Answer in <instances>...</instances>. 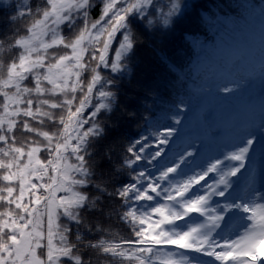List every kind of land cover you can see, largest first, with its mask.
Masks as SVG:
<instances>
[{"label": "snow or ice", "instance_id": "1", "mask_svg": "<svg viewBox=\"0 0 264 264\" xmlns=\"http://www.w3.org/2000/svg\"><path fill=\"white\" fill-rule=\"evenodd\" d=\"M12 3L13 0H3V5L0 6V16L9 21L23 20L25 17L32 16L29 0H24L26 10L21 11L20 8H16L15 14L9 15L8 6ZM151 3L152 0H127V3L120 7V0H107L102 5V15L89 23L90 16L87 13V7L90 6V0H60V2L47 0L44 9H36L40 19H36L24 27L25 35L15 39L14 46L21 52L17 57L18 64L15 62L11 64L10 75L14 76L21 84L30 79L34 80V90L21 89L25 97L60 95L65 90V86L61 85L60 81L67 79L73 72L77 80L85 74L91 73V75L87 87L88 96L81 100L79 109L73 115V123L70 125L77 132L72 141L74 144L72 152L75 153L76 163H69L68 149L70 145L67 138L62 144H56L54 150L56 160L60 161V164L53 169L57 175L49 177L52 181L50 185L37 186L33 183L32 177H35V180H42L45 176H49L48 165L55 162L49 161L48 164H44L43 161L38 160L37 154L50 153L53 149L35 146L25 152L24 148L28 144L35 145L36 141H29L24 147H16V131L17 125L21 124L20 117L23 116L26 117V120L20 128L21 132H32L46 143L55 141L56 135L34 130L27 121H34L42 125L45 120L51 119L52 123L59 122L63 127V121H57L54 118V111L60 105L50 103L43 98L39 100L16 98L12 100L10 106L6 105L3 109L8 119L0 120V157H3L0 159V184L3 185L0 187V202H2L0 207L6 206L7 210L0 212V264H65V262L66 264H86V253L78 251V246L71 240L72 225L84 223L81 216L83 212L103 214L105 209H112L109 215L117 214L120 221L127 225L130 229V238H119L110 230L97 224L92 226L95 232L97 234L105 233L106 238L87 240L86 247L93 249L101 256L117 257L120 264H125V260H127V264H157L154 257L158 255L176 257L178 264H193L187 255L179 253L178 250L204 253L214 257L220 264H261V261H264V204L242 206L244 211L250 213L251 224L235 239L218 241L212 237V233L224 220V213L218 212L215 208H208V200L212 195L224 196L229 185V177L235 175L239 171V167L230 168L219 174L218 180L209 186L208 192L204 195L189 200L182 199L194 184L205 179L208 172L215 171L220 163V161H215L203 175L194 176L182 183L172 184L170 188L165 189L167 195L163 197L164 203L152 207L150 211L138 212L133 207H126L129 201L132 199L137 201L152 200L153 196L149 194L150 192L161 195L160 184L157 180L163 181L169 173H174L184 157L181 156L176 165L162 171L157 178L147 177L144 172H139L135 174L136 183L117 187L114 182L120 175L126 173L136 161L142 159L141 153L144 152V148L137 151L135 145L126 144L123 137L116 134L111 142L113 147L117 144L125 145L124 151L121 153V160L113 163V157L111 153H108L100 167L104 168L106 167L105 162H110L111 167L108 168L112 173V178L104 183L97 182L95 179L96 173L89 164V157L92 156V153L88 151V145L92 138L106 134L107 114H102V110H111L116 92L108 85L117 83L110 75L106 78L103 70L110 69L113 73L127 71L128 76L131 77L132 71L127 58L139 43V34L127 17L129 13L134 12H139L144 17L143 10ZM181 7L180 0H169V7L166 11H162L158 17L150 14L145 18L144 22L147 28L151 30L154 20L157 19L164 28L169 27L172 18L179 14ZM78 9L83 10L81 12L84 17L83 27L74 40L65 42V38L60 35L59 30L61 25L72 19L70 13ZM113 9L116 10L113 11ZM110 13L108 22L101 24V21L105 17H109ZM38 28L41 30L40 37L50 35L51 43H45L41 39L39 47L34 46L33 39ZM117 35L120 36V40L114 54L109 59L110 48L115 43ZM86 43L91 46V50L85 47ZM97 43H102L98 54L95 47ZM60 45L71 49L72 55L60 57L55 64H49L46 57L48 49ZM85 52H88L89 56L87 61L84 57ZM51 59L56 60L55 57ZM161 59L164 58L161 57ZM68 61H73L74 65L69 67ZM92 61H96L94 66ZM43 73L47 74L42 75ZM102 79L106 80V86L96 91L95 95L107 99H102L94 105L91 111L86 112L89 105L93 104L94 89ZM45 82L50 87H43ZM69 83H71L70 80ZM11 86L15 87L16 85ZM76 90L75 87L72 88V91ZM230 91V88L223 89L225 94ZM65 103H69V101H65ZM17 104L20 105L19 108H17ZM9 107L14 111L7 110ZM179 107L181 110L185 109L183 104ZM129 115H133V113H129ZM173 119L179 123L178 117ZM172 133L173 129L165 128L154 134L157 138L153 144L156 146L167 144V138ZM253 142L254 138L250 137L244 147L228 153L227 158L240 161V167H242L249 146ZM162 152L163 148H159L152 158L159 157ZM185 155H191V153L186 152ZM22 156L29 158V163L23 167L20 166ZM41 166L46 169L44 172L39 171ZM73 171L77 173L75 178L71 176ZM141 180L148 181L142 190L137 186ZM16 185H19L18 190ZM220 186H224L225 190L219 191ZM39 187L45 188L48 195L39 196ZM61 190L71 193V195H66L62 199L58 198L56 193ZM26 198L28 203H24ZM42 201H46L44 212H40L37 208H30V204L39 205ZM234 207H241V205L238 203L227 204L225 210ZM61 210L63 218L69 221L64 225L60 223ZM190 213L204 215L205 224L184 231L166 227L174 225L177 221H182ZM45 215L47 216L48 244L46 259L41 260L36 258L35 248L40 247L37 238H41L42 233L36 229L40 226ZM29 226H31V231H26ZM91 230L89 229V231ZM57 237L58 239L54 243V238ZM116 239H121L122 242L114 243L113 241ZM34 240L37 241L35 244ZM76 240L85 241V236L77 231ZM168 246H174L177 251H170ZM87 264H91L90 259Z\"/></svg>", "mask_w": 264, "mask_h": 264}, {"label": "trees", "instance_id": "2", "mask_svg": "<svg viewBox=\"0 0 264 264\" xmlns=\"http://www.w3.org/2000/svg\"><path fill=\"white\" fill-rule=\"evenodd\" d=\"M106 2L107 0H90V6L87 7V13L90 16L89 23L91 20H96L102 15V5ZM126 3L127 0H120L119 6L122 7ZM180 3L182 7L179 14L172 18V22L167 28H164L157 19L154 20V26L150 30L144 21L150 14L158 17L162 11H166V7H169V0H156V2L151 3L147 11L146 9L143 10L145 13L144 17L139 12L128 14L127 20L131 22L132 27L139 34V43L127 58L128 65L132 71L131 77L128 76L127 71L113 73L110 69L103 70L106 78L110 75L117 83L108 85V87L114 89L116 92L111 110H102V114H107L105 120L106 134L92 138L88 145V151L92 153V156L89 157V164L96 173L95 179L97 182L104 183L105 181H110L112 178V173L109 169L111 167L110 162H105L106 167H100V164L108 153H111L113 163L121 160V153L124 151L125 145L117 144L113 147L111 142L116 134L122 136L126 144L135 145V149L138 151L140 143H136V141L140 142L144 138L143 136L146 135L148 124L151 127L155 125L169 127V125L176 123L173 119L174 117H178L180 120L185 115H196L201 107L202 100L200 94L206 88L205 84L209 82L216 72L223 74L225 71H228L227 68H230L225 60L207 55L208 65L195 74L194 69L192 70V62L196 55L197 47L189 39L190 37H202L207 41V39L212 38L213 34L217 32H219L220 36L222 34L223 36H228L230 40H227L225 37L226 42H235V44H232V48H230L234 61L238 60V54H247L252 48L253 50L264 49V25L260 28L257 27V31L252 30V27L255 28L253 17L260 14L264 17V0H180ZM29 4L32 8L31 17H25L23 20L9 21L0 16V120L8 119L3 109H5L6 105L10 106L12 100L16 98L36 100L43 98L47 99L50 103H58L60 107L55 109L54 118L57 121L62 120L63 126L66 124V128L62 127L59 122L52 123L51 119L45 120L42 125L34 121H27L34 130L56 135L57 139L51 143H46L32 132H21L20 128L26 120V117L22 116L20 117L21 124L17 125L16 147H24L29 141H36L35 145L28 144L24 148V151L28 152L35 146L53 149L50 153L41 152L37 154L39 161L48 164L49 161L55 160V145L62 144L65 138H67V142L70 145L68 149L69 161L75 164V153L71 150L74 144L70 142V136L73 132L70 122L76 110L79 109L81 100L85 96H88L87 87L91 73L85 74L80 78L76 91H72L73 87L69 83L60 95L25 97L21 89H33L34 80L30 79L26 83L21 84L14 76L10 75L12 71L11 64L13 62L18 64L17 57L21 52L20 49L14 46V43L15 39L25 35L23 32L24 27L30 25L34 20L40 19L37 16L36 9H44L47 0H29ZM2 5L3 0H0V6ZM16 8H20L21 11L26 10L24 0H13V3L8 6V14H15ZM115 10L113 9V11ZM81 12L82 10L73 12L74 14L70 15L72 19L61 25L59 31L61 36L65 38V42L74 40L83 27L84 17L81 15ZM248 13H251L250 17L247 16ZM110 16L111 13L109 17H105L101 21V24H106ZM248 30L251 32L250 34ZM119 40L120 36L117 35L115 43L110 48L109 59L114 54ZM48 41H51V39H47L46 43ZM85 47L91 50V46L87 43ZM95 47L98 54L102 43L95 44ZM238 51L239 53H237ZM40 55H43V53H40ZM71 55V49H66L62 45L53 46L46 53L49 64H55L60 57ZM52 57H55L56 60L51 59ZM84 57L85 61H87L89 58L88 52H85ZM161 57L164 59H161ZM91 63L94 66L96 61H92ZM44 74L47 73H43L42 75ZM60 84H64L63 80L60 81ZM11 85L16 86L13 87ZM42 86L50 87L47 82ZM105 86L106 80L102 79L98 82L96 89H94L93 104L89 105L86 112L91 111L94 105L98 104L102 99H107L95 95L96 91ZM74 87L76 88V86ZM65 101H69V103H65ZM181 104L185 106L184 110H181L179 107ZM19 107L20 105L17 104V108ZM7 110L14 111L10 107ZM129 113H133V115H129ZM0 159H3V157H0ZM28 163L29 158L27 156L20 158L21 167ZM53 165H48L49 176H45L42 180H35V177H32L33 183L37 186L50 185L52 181L49 177L54 175ZM45 170L42 166L39 168L40 172H44ZM135 172V169L130 168L126 173L118 177L114 182L115 185L119 187L124 184L135 183ZM2 186L0 184V187ZM16 187L18 190L19 185H16ZM38 195L44 197L48 195V192L45 188L39 187ZM116 199L118 200L119 198ZM24 203H28L27 198ZM45 204L46 201H42L39 205L33 203L30 204V208H37L40 212H44ZM130 204L131 200L126 207H129ZM6 210V206L0 207V212ZM109 212H112V209H105L103 214L99 212L93 214L83 212L81 216L84 223L72 225L71 240L78 246V251L86 253V264L89 259L91 260V264H120L117 257L101 256L93 249L86 247L87 240L106 238L105 233L101 232L97 234L95 232L92 226L97 224L104 229L110 230L111 233L116 234L119 238H130V229L127 225L120 221L117 214L110 216ZM60 223L62 225L69 223V221L63 218L62 210L60 213ZM89 229L92 230L89 231ZM26 231H31V226ZM36 231L41 232L42 236L41 238H37L40 247L35 248V255L36 258L43 260L46 259V246L48 244V226L45 216L42 218L40 226ZM77 231L85 236V241L76 240ZM56 239L58 237L54 238V243ZM36 242V240L33 241L34 244ZM113 242L120 243L122 241L121 239H116ZM125 264H127V260H125Z\"/></svg>", "mask_w": 264, "mask_h": 264}, {"label": "rangeland", "instance_id": "3", "mask_svg": "<svg viewBox=\"0 0 264 264\" xmlns=\"http://www.w3.org/2000/svg\"><path fill=\"white\" fill-rule=\"evenodd\" d=\"M58 2H60V0H58ZM153 2H156V0H152V3ZM149 7L150 6L146 8V11ZM166 8H168V6ZM77 11L80 10L78 9L75 12ZM71 14L74 13L72 12L70 15ZM247 16L250 17L251 13H248ZM253 22L255 28L252 27V30L257 31V27H263L264 17L262 14L254 16ZM40 31L41 30L38 28L36 36L33 39V44L36 47H39L41 39H43L45 43L47 39H51L50 35L40 37ZM248 32L249 34L251 33L249 30ZM225 37L227 40H230L228 39V36H223V34L220 36L219 32L214 33L212 38L207 39V41L202 37L189 38L197 47L196 55L192 62V70L194 69L193 71L195 74L208 65V60L206 58L207 55L216 59L225 60L230 68H227L228 71H225L223 74L216 72L209 82L205 84L206 88L200 94L202 100L201 107L196 115H185L183 119L179 120V123L176 122L169 125V127L162 125L151 127L150 124H148L146 135L143 136L144 138L139 142L140 148H144V152L141 153L142 159L136 161L131 166V169H135V174L144 172L145 176L156 178L168 167L176 165L181 156H183L184 159H186L185 157L189 158V163L184 166L185 169H189L190 165H194L195 167V164H192L191 162L200 154L207 155L208 153L215 152L221 155L222 160H230L227 158L228 155L225 154L224 148L227 146L234 147L236 145L235 139L237 137H241V139L247 141L250 138L249 134L253 133L252 129H254L248 120L243 121L241 118L234 116V110H240L241 113H244L252 119L256 123L254 129L256 133L264 136V49L253 50L252 48L247 54H238V60L234 61L230 48H232V44H235V42H226ZM47 43H51V41H48ZM237 53H239V51ZM67 64L69 67H72L74 62L70 61L69 63L67 62ZM69 80L71 81L70 84L72 87L76 86L77 89L80 79L77 80L74 72L67 79L63 80V85L65 87L69 85ZM224 88H230L231 91L225 94L223 92ZM72 123L73 118L70 124ZM63 127L66 128V124H64ZM165 128L173 129L172 135L167 138V144L159 146L154 145L153 141L157 138L154 134L159 133ZM76 135L77 132L73 130L70 136L71 143ZM145 145H147V147H144ZM194 147L198 148V151L200 152L197 153ZM212 147H216V150L211 149ZM159 148H163L161 155L152 158L153 154L159 150ZM239 148H241V146H239L237 150ZM230 151L233 152L235 149H231ZM186 152H190L191 155H185ZM253 154L254 152L249 146V151L246 154L243 166L245 167L246 164L253 163V167L250 171H247V174L245 175L251 174V179L257 174L260 177V180L264 182V155L256 157ZM54 156L55 163L52 168H55L60 164V161L56 160L55 152ZM209 160L216 161L215 158L212 159L211 157L205 159L204 163H206L208 167L212 164ZM69 163L74 164L71 161H69ZM235 163V167L240 168L241 162L235 161ZM243 166L241 167L242 171H245ZM227 170H224V172ZM53 172V176L57 175L56 171L53 170ZM76 174L77 173L73 171L71 176L75 178ZM187 175H189V171H181L178 166L176 171L174 173H169L168 177L163 181H157L160 184L161 195H156L155 193L150 192L149 194L153 196L152 200L137 201L132 199L129 207L137 209L138 212L150 211L152 207L165 202L163 199V197L167 195V192L164 191L165 189L170 188L172 184L181 183L183 178ZM206 179L207 180L204 183L208 184V186L213 184L216 180L212 174H208ZM147 183V180H141L137 186L142 190ZM261 186L262 187L260 188L257 187L252 190L254 196L264 197V183H261ZM238 187L242 188L243 191L241 193L237 192L236 188ZM227 191L231 194L230 200L234 199V201L240 205L249 198L246 185L239 183V179H237L236 182H233V185H231ZM56 195L58 198L62 199L66 195L70 196L71 193L61 190L58 191ZM210 200L213 201L212 207H209L208 205ZM225 203L226 200H223L219 195H212L207 203L208 208H215L218 212L224 213L223 225L220 224L215 232L212 233V237L218 241L223 239H235L245 230V225L249 223L247 215H245L243 210L235 211L233 215H227ZM45 217L47 219L46 215ZM153 219H155V217H153ZM202 222H206L204 215L200 213H190L182 221H177L174 225L166 227L184 231L191 227H199ZM168 249L170 251H177L174 249V246H168ZM178 252L187 255L193 264H220V262L214 257L207 256L204 253H197L191 250H178ZM154 260L157 261V264H169L170 261L171 264H178V258L176 257L158 255L154 257Z\"/></svg>", "mask_w": 264, "mask_h": 264}, {"label": "bare ground", "instance_id": "4", "mask_svg": "<svg viewBox=\"0 0 264 264\" xmlns=\"http://www.w3.org/2000/svg\"><path fill=\"white\" fill-rule=\"evenodd\" d=\"M243 111L246 112L245 110H243ZM234 116L241 118V120H243V121H247V120H245L246 118L243 117V114L241 113V111L234 110ZM240 116H242V117H240ZM252 130H253V133L249 134V136L254 138V142L250 145V148L254 152L253 155H255L256 157L263 156L264 155V136L256 133V131L254 129H252ZM235 142H236V145L234 147L227 146L224 148V152L226 155H228V153L231 152L230 151L231 149H235V151H236L239 146L244 147L247 141L246 140L244 141L243 139H241V137H237L235 139ZM194 148H195V151L197 153L200 152V151H198V148H196V147H194ZM211 149L216 150V147L215 148L212 147ZM209 157H211L212 159L215 158L216 161H220V163L217 165V168L215 169V171L208 172V174H212L215 177V179H216L215 181L218 180L219 174H222L224 172V170L235 167V164H236L235 161H233L231 159L227 160V161L222 160L221 155L219 153L213 152V153H208L207 155L206 154H204V155L200 154L199 156L195 157L194 160L191 162L192 164H195V167H194V165H190L189 169H185V167H184V166H186L185 164L189 163V158L185 157L186 159H183V161L180 162L179 168L181 171L183 170L185 172H186V170H188L189 175L185 176L183 178L182 182L185 180H188L194 176L203 175L205 172H207L209 167L207 166L206 163H204V161H205V159H208ZM209 161H211V160H209ZM211 163H214V160H212ZM252 167H253V163H249V164H246V166L244 167L245 171H242V168L240 167L239 171L236 172V174H235L236 179L234 182H236L237 179H239V183L246 185L247 195L249 198L246 201H244L243 204H241V207H234V208L227 209L226 210L227 215H233L235 213V211H238V210L244 211V208L242 207L243 205L253 206L256 204H264V197L263 196H257L256 197V196H254V194H252V190L256 189L257 187H259V188L262 187L261 183L263 184L264 182H262L260 180V177L257 174L254 175L253 178H251V179H250L251 174L245 175V174H247V171L251 170ZM153 176H154V174H153ZM206 177L204 180L200 181V183L194 184L182 199H184V200L194 199L200 195H204L205 193H207L209 190V186H208V184L204 183L207 180ZM231 185H233V182L229 181V185L227 186V190ZM218 190L224 191L225 190L224 186H220V188ZM227 190L225 191L224 196H221L223 198V200H226L225 205L237 204L236 201H234V199L230 200L231 194L228 193ZM208 205H209V207H212L213 201L210 200ZM244 212H245V215H247V219L249 222L245 225V229H247L249 227V225L251 224V221L249 219L250 213H248L246 211H244ZM223 223H224V221L221 222L222 225H223ZM204 224L205 223H203V222L201 223V225H204Z\"/></svg>", "mask_w": 264, "mask_h": 264}]
</instances>
